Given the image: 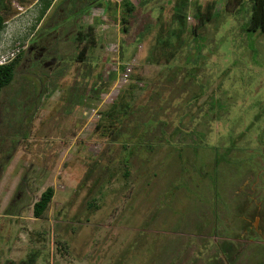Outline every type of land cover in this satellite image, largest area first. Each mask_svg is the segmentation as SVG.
Wrapping results in <instances>:
<instances>
[{
	"label": "rangeland",
	"instance_id": "374dc122",
	"mask_svg": "<svg viewBox=\"0 0 264 264\" xmlns=\"http://www.w3.org/2000/svg\"><path fill=\"white\" fill-rule=\"evenodd\" d=\"M123 1L56 0L38 21L39 0H1L0 41L24 49L0 96V264H264L253 1L216 0L193 33L207 0H188L179 39L178 0H130L127 33Z\"/></svg>",
	"mask_w": 264,
	"mask_h": 264
},
{
	"label": "trees",
	"instance_id": "16d2710c",
	"mask_svg": "<svg viewBox=\"0 0 264 264\" xmlns=\"http://www.w3.org/2000/svg\"><path fill=\"white\" fill-rule=\"evenodd\" d=\"M54 1L55 0H39V3L41 5V11L38 17V21L41 20L46 15V13L50 9ZM252 1H253L252 13L248 21V24L246 25V30L248 32H253V33L262 32L264 34V0H252ZM216 4H217L216 0H207L203 5L200 4L194 5L196 7L194 18L196 19L197 24L195 25L194 28H192L193 33L196 32V30L199 27L205 26L208 22L212 20V18L215 15V9L217 6ZM186 6L189 7L188 0L177 1V5L175 6L174 13L176 16V20L180 21L181 25L178 27L177 30H173V32L170 34V37H176L177 39H179L180 37L182 38L183 34L186 32V23L188 18V15L184 13L185 10L187 9L185 8ZM122 7L123 8H122L121 20L123 23V31L124 33H127L129 31L128 28V24H130L129 20L135 10V5L130 0H124L122 3ZM3 8L7 9L8 7L3 6ZM4 23L5 22L3 15H0V34L4 29ZM166 43L167 45H170L168 41ZM173 56L174 53L171 54V58H173ZM17 63H18V59L10 63L9 65L0 66V96L3 89L12 83L14 79L13 77L15 75L14 70ZM111 110H113L112 111L113 116L111 115V112H108L109 117H115V119H117V117H121L120 115L114 112L113 108H111ZM122 115L125 114L123 113ZM114 121L115 120H113L112 122ZM53 196H54L53 188L47 189V191H45L41 195L40 200L36 202L34 205V215L36 218H40L43 216L45 211L48 209L53 199Z\"/></svg>",
	"mask_w": 264,
	"mask_h": 264
},
{
	"label": "flooded vegetation",
	"instance_id": "af4514ba",
	"mask_svg": "<svg viewBox=\"0 0 264 264\" xmlns=\"http://www.w3.org/2000/svg\"><path fill=\"white\" fill-rule=\"evenodd\" d=\"M56 1V0H55ZM54 1V2H55ZM53 2V3H54ZM53 5L54 4H52L51 5V7H50V9L53 7ZM49 9V10H50ZM49 10H48V12H49ZM47 12V13H48ZM46 13V14H47ZM63 19V18H62ZM62 19H60V20H62ZM52 26V25H51ZM53 34H56L55 36H54V39L56 38H58L59 37V34H60V32H59V30H58V26L57 27H53V29L51 30V31H49L48 33H46L45 35H39L36 39H33L32 40V43H31V47H30V49H29V51L30 52H35V55H34V59L35 60H42L43 59V57L46 55V54H50V52H47V48L43 45V46H41L40 44H42L43 42H44V38L45 37H47V38H49V39H52L51 37H52V35ZM51 36V37H50ZM47 41V40H46ZM14 43H15V41H13ZM19 45V46H18ZM14 46H16V47H18V48H20L19 50V54H18V56L12 61V62H14L15 60H17L18 58H21L20 56L22 55V50L24 49V48H22L21 47V42H20V40L17 42V44H15ZM84 51H86V48L84 49ZM45 54V55H44ZM19 61V60H18ZM11 62V63H12ZM57 62V59H54L53 57L52 58H50V59H48V61H44V62H42V64H43V66H45V67H48V66H51V65H53V64H55ZM16 67H17V64H16ZM16 67H15V70H14V74H15V71H16ZM15 76V75H14ZM14 78V77H13ZM14 80V79H13ZM13 82V81H12ZM6 88V87H5ZM4 88V89H5ZM3 89V90H4ZM3 92V91H2ZM2 94V93H1Z\"/></svg>",
	"mask_w": 264,
	"mask_h": 264
},
{
	"label": "built area",
	"instance_id": "2783aa9c",
	"mask_svg": "<svg viewBox=\"0 0 264 264\" xmlns=\"http://www.w3.org/2000/svg\"><path fill=\"white\" fill-rule=\"evenodd\" d=\"M13 45L14 42H12ZM12 43L5 42V39H2L0 41V66L4 65H9L19 54V49L18 47L11 45ZM131 69L128 68L127 72L125 75L128 77L130 74Z\"/></svg>",
	"mask_w": 264,
	"mask_h": 264
}]
</instances>
